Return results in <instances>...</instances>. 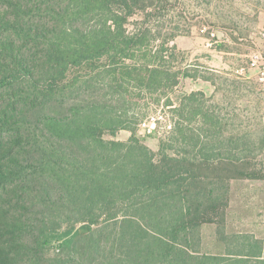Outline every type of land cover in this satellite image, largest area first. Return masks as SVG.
Instances as JSON below:
<instances>
[{"label":"trees","instance_id":"trees-1","mask_svg":"<svg viewBox=\"0 0 264 264\" xmlns=\"http://www.w3.org/2000/svg\"><path fill=\"white\" fill-rule=\"evenodd\" d=\"M261 13L264 0H0V264H264V235L226 233L233 186L264 184L259 95L238 104L255 95L243 84L263 89L175 67L170 46L209 28L257 50ZM193 79L221 106L167 97ZM153 97L156 150L134 112ZM206 227L220 252L201 250Z\"/></svg>","mask_w":264,"mask_h":264},{"label":"rangeland","instance_id":"rangeland-1","mask_svg":"<svg viewBox=\"0 0 264 264\" xmlns=\"http://www.w3.org/2000/svg\"><path fill=\"white\" fill-rule=\"evenodd\" d=\"M208 32L212 30L215 33L218 43H216L212 48H206L204 46V40L206 34H201L200 31L194 30L190 38L180 39L177 38L170 43V46H175V59L173 64L175 67L184 68L185 66H194L199 75L216 74L222 78H233L235 75L233 71L239 66H246L247 56L253 51L255 47H250L246 45H235L231 43L223 31L219 29H209L206 28ZM255 46H260L263 40H260L256 35L251 36ZM223 43L229 44L231 47H237L242 51V55H237L234 53H222L217 51V47ZM235 78V77H234ZM249 88L255 90V95L252 94L250 97L242 98L238 104L243 109L244 106L252 102L248 106H253V111L259 109L257 105L255 107V100L259 95V104L262 107L261 112L264 114V91L260 90L257 86L252 88L249 84ZM178 90L170 93L167 97L174 101L175 105L178 102L175 100L176 94L182 91L190 92H203L204 97L208 100L207 104H215L221 106L219 102L222 101L223 93L214 94V87L209 83L200 81L199 79H193L192 81H183L180 84ZM244 92V91H243ZM248 93V91H246ZM214 94V97L212 96ZM213 97V98H212ZM154 97L150 99L140 100L137 103V108L135 109V114L137 117H141L144 113L149 114L147 126L151 125L155 120H158V116L161 114L162 108L166 101L165 98L160 102H155ZM264 122V121H263ZM147 127H139L138 135L142 138L145 144L152 150H156L158 146V141L154 134L147 133ZM129 133L119 132L114 137H106V139H112L114 141H126L129 138ZM232 202L230 204L229 212L227 213V229L226 233H243L252 234L256 238H262L264 235V184H249L245 183L242 185L233 186L232 188ZM216 232L213 227L202 228L201 230V250L210 253L220 252L219 248L216 247Z\"/></svg>","mask_w":264,"mask_h":264},{"label":"built area","instance_id":"built-area-1","mask_svg":"<svg viewBox=\"0 0 264 264\" xmlns=\"http://www.w3.org/2000/svg\"><path fill=\"white\" fill-rule=\"evenodd\" d=\"M201 34H206V38L204 40V46L206 48H212L216 43H218L216 35L214 32H208L206 28L200 30ZM263 43L258 47L257 50L252 51L247 56V64L246 66L237 67L233 73L236 77L243 80H255L258 82L263 91H264V31L261 34ZM148 121H144L141 123L142 127H147V133H153L155 129V121L149 126H147Z\"/></svg>","mask_w":264,"mask_h":264},{"label":"crops","instance_id":"crops-1","mask_svg":"<svg viewBox=\"0 0 264 264\" xmlns=\"http://www.w3.org/2000/svg\"><path fill=\"white\" fill-rule=\"evenodd\" d=\"M258 28H259V30L264 31V13H261L259 15Z\"/></svg>","mask_w":264,"mask_h":264}]
</instances>
